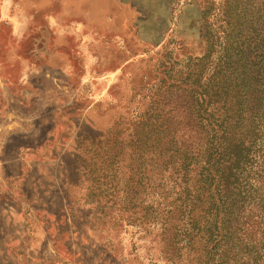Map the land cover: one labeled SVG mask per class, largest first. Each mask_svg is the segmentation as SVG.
<instances>
[{"label":"rangeland","instance_id":"obj_1","mask_svg":"<svg viewBox=\"0 0 264 264\" xmlns=\"http://www.w3.org/2000/svg\"><path fill=\"white\" fill-rule=\"evenodd\" d=\"M223 3L0 0V264H172L132 140Z\"/></svg>","mask_w":264,"mask_h":264},{"label":"trees","instance_id":"obj_2","mask_svg":"<svg viewBox=\"0 0 264 264\" xmlns=\"http://www.w3.org/2000/svg\"><path fill=\"white\" fill-rule=\"evenodd\" d=\"M199 32L203 54L133 135L132 167L164 206L142 218L172 264H264V0L205 5Z\"/></svg>","mask_w":264,"mask_h":264}]
</instances>
